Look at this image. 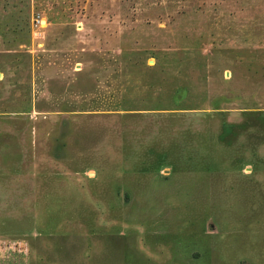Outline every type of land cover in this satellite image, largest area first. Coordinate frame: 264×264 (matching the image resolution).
<instances>
[{"label":"rangeland","instance_id":"obj_1","mask_svg":"<svg viewBox=\"0 0 264 264\" xmlns=\"http://www.w3.org/2000/svg\"><path fill=\"white\" fill-rule=\"evenodd\" d=\"M225 4L0 0V264H264V0Z\"/></svg>","mask_w":264,"mask_h":264},{"label":"crops","instance_id":"obj_2","mask_svg":"<svg viewBox=\"0 0 264 264\" xmlns=\"http://www.w3.org/2000/svg\"><path fill=\"white\" fill-rule=\"evenodd\" d=\"M227 0H170L173 6H178L180 9H184L187 12L189 18L192 20L185 21L184 19L179 20V25H188L185 31L204 33L208 32V23L205 18L209 16H222L224 15L225 2ZM237 2V0H234ZM186 12L181 11L179 15L185 18ZM216 14V15H215ZM205 19V20H204ZM186 27V26H185Z\"/></svg>","mask_w":264,"mask_h":264},{"label":"built area","instance_id":"obj_3","mask_svg":"<svg viewBox=\"0 0 264 264\" xmlns=\"http://www.w3.org/2000/svg\"><path fill=\"white\" fill-rule=\"evenodd\" d=\"M45 18H40V19H37V26L40 27V28H44L45 27Z\"/></svg>","mask_w":264,"mask_h":264}]
</instances>
